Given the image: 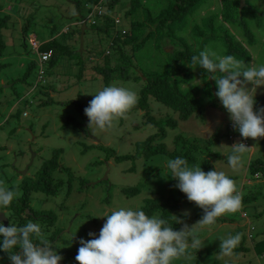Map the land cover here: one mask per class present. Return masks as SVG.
Segmentation results:
<instances>
[{
  "label": "rangeland",
  "instance_id": "374dc122",
  "mask_svg": "<svg viewBox=\"0 0 264 264\" xmlns=\"http://www.w3.org/2000/svg\"><path fill=\"white\" fill-rule=\"evenodd\" d=\"M71 1L75 2L0 0V17L7 16L1 31L5 47L0 54V180L9 188L18 186L22 193L23 179H34L52 152L60 150L58 163L68 172L52 171L54 181L63 183L57 196L31 192L29 205L34 211H52L56 214L57 220L53 226L44 225L39 220L36 223L40 224L48 241L56 235L52 245L63 258L77 252L80 246L78 241L81 238L90 239L89 232L98 235L105 216L120 207L135 209L142 207L145 200L158 197L170 199L172 203L178 202L171 211V219L175 221L177 217L182 221L177 223L179 229L183 224L191 227L203 215L202 209L189 202L186 195L175 187L178 181L171 177L166 167L170 158L165 154L145 157L139 153L134 160L121 162H116L113 156H107L106 148L115 155H135L137 142L158 134L159 124L156 127L151 122L145 123V110L135 105L124 118L114 121L113 127L107 130H100L95 125L88 127V118L78 107H87L92 95L104 88L101 76L92 66L105 63V44L110 49L111 40L107 38L109 34L93 29L90 19L86 22L87 30L77 35L73 30L81 21H87L91 8L98 1L90 3L89 0H80L83 3L79 9L80 15H76L75 5ZM246 1L256 13L245 10L244 24L228 23L226 27L247 52V56L241 60L249 66L264 65V0ZM101 2L104 4L106 0ZM145 4L155 14L163 8L165 0H145ZM216 7V0H199L195 10L188 15L185 27L175 37L160 43L156 38H150L142 49L134 52L136 70L131 71L130 78L114 79L108 85L129 87L139 96L143 83L140 75L146 71L161 70L168 63L169 51L180 36L187 40V44H195L197 48L202 45L201 50L208 49L217 56H223L224 45L221 40L192 42L190 40L194 39L188 35L193 25L204 26V21L200 19ZM125 8H128V0H119L113 11L115 16L121 18V27L128 26L122 16L126 12ZM98 23L104 24L97 19V26ZM22 26L25 28L22 29ZM65 28H68L67 33H63ZM33 36L40 45L53 40L62 47L57 58L42 65L41 81H38V55L29 43ZM78 52H81L79 56ZM199 70L198 67L193 69L192 79L179 81L181 90L200 88L196 78ZM214 75L218 76L219 73ZM133 76L138 78L133 79ZM262 96L264 86L257 89L255 98ZM197 98L203 105L201 118L192 114L185 121H179L177 113L160 102H149V115L156 120L171 118L176 121L175 126L162 125L164 135L156 137L153 145L160 144L168 151H179L183 140L196 138L203 143L211 136L217 138L210 149L201 147L195 154L198 157L196 165H200L205 172L206 163L212 168L215 166L218 171H224L236 181L242 198L247 197L248 201L242 203L236 213L222 215L220 218L223 219L218 217L214 225L199 228L196 235L201 239L202 247L197 251L190 249L189 254L174 260L172 264H260L257 251L262 245L257 247V254L253 247L260 239H264V174L259 179L253 178L248 164L257 158L264 161V138L245 140L247 146L253 147L245 153L243 167L233 171L226 157L230 154V146L241 141L240 134L233 129L228 113L217 97L216 106L208 105L209 97L201 90H198ZM84 124L86 128H83ZM176 136L181 138L180 141L176 142ZM229 136H232V141ZM133 187L139 188L138 194L126 195L122 191ZM185 212L189 214L185 215ZM0 213L7 219L10 217L9 211L2 207ZM241 213H245L247 218H242ZM92 219L97 220L93 222ZM247 222L253 227L251 241L246 237ZM10 225H16L12 219ZM237 233H241L242 238L236 248H243L237 252L233 250L231 256L221 255V240ZM2 239L0 237V241ZM0 264L11 262L0 258Z\"/></svg>",
  "mask_w": 264,
  "mask_h": 264
},
{
  "label": "clouds",
  "instance_id": "9594fccd",
  "mask_svg": "<svg viewBox=\"0 0 264 264\" xmlns=\"http://www.w3.org/2000/svg\"><path fill=\"white\" fill-rule=\"evenodd\" d=\"M71 3L76 5V2ZM95 6H101L102 13L106 12L101 0ZM82 22L86 26L88 21ZM113 27L121 26L113 24ZM197 66L206 73H219L210 76L215 81V96L240 137L243 140L264 138V106L254 110L257 89L264 86V65L249 66L234 55L217 56L204 49L191 57L189 67ZM92 96L84 114L89 121L88 127L95 125L100 130L112 128L114 121L124 118L139 101L136 91L117 84H110ZM252 147L241 141L230 146L226 158L233 171L243 167L244 155ZM166 167L171 177L178 181L175 187L186 195L189 202L202 209V217L191 227L183 224L180 230H174L166 219L159 215L150 217L139 207L117 208L105 216L98 235L89 232L90 239L78 241L77 264H172L189 254L190 249L197 251L202 247V241L196 235L199 228L214 225L218 217L236 213L242 207L243 194L236 181L215 166L205 172L200 165L190 167L185 158L176 157L169 159ZM21 195L18 186L9 188L0 180V207L9 206ZM175 221L182 223L177 217ZM245 227L247 229V223ZM0 237H3L0 251L8 253L11 264H59L63 259L44 237L39 223L28 221L23 226H4L0 221ZM241 238L242 234L237 233L222 239L220 254L231 256Z\"/></svg>",
  "mask_w": 264,
  "mask_h": 264
},
{
  "label": "trees",
  "instance_id": "16d2710c",
  "mask_svg": "<svg viewBox=\"0 0 264 264\" xmlns=\"http://www.w3.org/2000/svg\"><path fill=\"white\" fill-rule=\"evenodd\" d=\"M89 1L90 3H95L96 1L99 2L100 0ZM198 1L199 0H165L163 8L158 13L152 14L149 8L146 6L145 0H128V8H125L126 12L122 15L124 21L128 23V26L125 25L119 29H113V24L117 26H120L121 24V18L115 16L113 13L115 4L118 3L119 0H106V3H104L106 12H103L102 14L99 11L91 8L92 10H90L87 17V21L90 19V26L93 29L99 30L102 34H109L107 38L111 40V51L110 49L106 48L105 44V50L103 53L105 63H103L101 66L98 64H93L92 66V69L101 76V79L104 82V87L108 86V83L114 79L124 80L130 78L131 71L133 69L136 70V66L133 62L134 52L142 49L146 42L150 40V38L154 37L159 40L160 43V41L168 40L172 36L175 37L178 31L185 27L187 23V17L195 10ZM75 2L76 12L78 15H80L79 9L83 3L80 0H75ZM216 2V9L207 12V14L200 19L204 21V26L200 27L193 25L190 27L188 35L190 38L194 39L190 41L193 42L195 40H202L203 43H205L209 40H221L224 45V55H234L237 59H244L247 56L246 50H244L242 46L238 44V41L234 40L226 25L228 23H236L237 25L244 24L243 12L245 10H249L252 13H256V11L251 5L247 3L246 0V5L241 10L240 14L238 12L239 0H216ZM126 18H128V20ZM97 19L102 20L104 24L98 23L97 26ZM115 19L117 22L114 21ZM6 21L7 16L0 17V54L3 52L5 47L1 39V31L5 27ZM82 23L78 24V26L75 27V30H73L75 33H77V35H80ZM24 28L25 26H22V29ZM65 29L66 32L64 33H67L68 28ZM110 35L111 38H109ZM176 41V44L169 51L170 55L168 56V63L164 65L161 70L146 71L140 75V77H142L143 83L139 91V101L136 104V107L142 108L146 111L145 123L151 122L156 127L159 124L158 134L150 135L144 141L137 142L135 144V155H115L112 150L106 148L108 154L107 156H113L116 162L134 160L139 153L145 155V157L161 153L165 154L170 159H175L176 157L185 158L191 167L196 165L198 162V157L195 154L200 151L199 149L201 147H203L205 150L210 149L217 139L211 136L203 143L199 142L200 140H197L196 138L191 140H183L181 142L179 151H168L160 144L153 145L156 137L164 135V128L162 125L175 126L176 121L172 120L171 118L156 120L154 116L149 115V102H160L173 112H176L177 119L179 121H185L192 114L201 118L203 105L197 98L198 90H201V92L203 91L204 94L209 97V106H216L215 83L214 80L210 78V76L213 74L206 73L199 66H197L200 69L199 76H196V78L200 84V88L198 89L196 87H190L186 90L180 89L179 81L190 80L193 78L194 68L192 69L189 67L191 57L193 55H198L199 51H201L202 45L197 48L194 47L195 44H187V40H183L182 36L177 37ZM43 43H41L43 45H40L39 51L51 52V56L48 61H53V58H57L58 52L62 47L53 40ZM157 45L161 47L160 44H156V46ZM79 53L81 52H78L77 56H79ZM112 62L115 63L112 64ZM44 63L46 62L41 63V67ZM137 78L138 76H133V79ZM38 79H40L38 81L42 80L41 75L40 77L38 76ZM255 100L256 104L254 105V109L259 105L264 106V96L255 98ZM78 108L84 114V107L79 105ZM180 139L181 138L179 136H176V142L180 141ZM262 145L264 148V140H262ZM59 154L60 150H54L50 159L45 161L41 169L36 172L34 179H23L21 184L22 195L18 198H15L9 206L2 207L8 210L10 213V217L7 219L8 224H10L11 219L14 224H16V226H23L28 221L36 222V220H39L42 224L47 226H53L55 224L57 216L52 211L37 212L31 209L29 205V195L31 192H43L49 196H57L58 190L61 188L63 183L54 181L52 178V171L60 170L68 172L67 168H64L58 163ZM212 169V166L209 163H206V170L209 171ZM248 170L250 174L253 175V178L259 179L260 176L264 174L263 159L257 158L255 160L249 161ZM83 185H86V183ZM122 191L126 195L133 196L138 194L139 188L133 187ZM145 201L142 207H140V210H143L146 215L151 217L156 212H159V216L166 219L168 224L173 226L174 230H180L178 224L171 219V211L174 209V206L178 204V202L177 204L176 202L172 203L170 199L163 200V198L160 197L149 199L146 202ZM247 201V197L242 198V203ZM26 210L29 212L26 213ZM219 219L222 220L223 218L219 217ZM96 220L97 219H92L91 221L95 222ZM55 237L56 235L50 237L51 243L54 241ZM252 239L253 236H251V240ZM259 241L260 242L255 244L253 247V251L256 253L257 247L262 245L260 250L257 251L259 255H262L264 254V239H260ZM242 248L243 247H239L235 248L234 250L237 252ZM76 255L77 252L66 255V257L59 262V264H68L70 262L76 261ZM0 258L10 261L8 258V253L4 251H0Z\"/></svg>",
  "mask_w": 264,
  "mask_h": 264
},
{
  "label": "built area",
  "instance_id": "2783aa9c",
  "mask_svg": "<svg viewBox=\"0 0 264 264\" xmlns=\"http://www.w3.org/2000/svg\"><path fill=\"white\" fill-rule=\"evenodd\" d=\"M93 9L99 11V12L102 14V10H101L100 6H95V7H93ZM116 22H117V20H116ZM64 32H66V29L64 30ZM64 32H63V33H64ZM122 33H123V32H122ZM29 43H30L31 47L33 48V50H35V52H36L37 55H38V59H39V72H38V74H39V77H40V74H41L40 71H42L41 63H42V62H47V61H48V59H49L50 56H51V52H47V51H46V52H41V51H39L40 44L37 43V41H36V39H35L34 36H33V37H30V39H29ZM229 139L232 140V139H233L232 136H230ZM241 142L244 143L245 140H243V139L241 138ZM248 183H249V182H248ZM241 217H242V218H246V214H245V213H241ZM252 229H253V227L250 226V225L248 224V222H247L246 235H247V238H248L249 240L251 239V236H252V233H251ZM259 260H260V264H264V254L260 256Z\"/></svg>",
  "mask_w": 264,
  "mask_h": 264
},
{
  "label": "water",
  "instance_id": "95a60500",
  "mask_svg": "<svg viewBox=\"0 0 264 264\" xmlns=\"http://www.w3.org/2000/svg\"><path fill=\"white\" fill-rule=\"evenodd\" d=\"M245 5H246L245 4V0H239V5H238L239 14H240L241 10L245 7ZM76 15H78L77 12H76ZM85 30H86V26H85V24H83L82 27H81V31L84 32ZM81 42H82V40H81ZM83 128H86L85 124L83 125ZM30 164H31V162H30ZM22 174H24V172H22ZM28 212L29 211L26 210V213H28ZM0 221L3 222L4 226L8 225V220H7V218H5L3 213H0Z\"/></svg>",
  "mask_w": 264,
  "mask_h": 264
}]
</instances>
